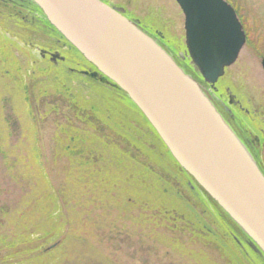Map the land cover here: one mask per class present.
Segmentation results:
<instances>
[{
    "label": "rangeland",
    "instance_id": "rangeland-1",
    "mask_svg": "<svg viewBox=\"0 0 264 264\" xmlns=\"http://www.w3.org/2000/svg\"><path fill=\"white\" fill-rule=\"evenodd\" d=\"M110 1L144 19L155 14L158 22H145L158 24L183 52L184 18L175 0ZM248 2L263 10L264 2ZM247 25L258 32L264 20ZM7 28L0 25V52L11 42L23 48L22 38ZM14 55L27 66L21 53ZM3 59L0 264H264L239 248L207 198L201 202L180 185L175 164L160 155L159 143L116 91L74 75L61 83L38 77L30 82L10 73L14 60ZM247 77L232 85L253 100ZM54 83L62 84L59 92ZM91 107L100 110L99 120ZM125 131L142 141V149L116 133ZM260 154L264 162V145Z\"/></svg>",
    "mask_w": 264,
    "mask_h": 264
},
{
    "label": "water",
    "instance_id": "water-1",
    "mask_svg": "<svg viewBox=\"0 0 264 264\" xmlns=\"http://www.w3.org/2000/svg\"><path fill=\"white\" fill-rule=\"evenodd\" d=\"M96 72L118 86L173 160L209 202L264 255V175L204 94L150 35L100 0H30ZM183 15L187 55L214 85L244 43L223 0H175ZM106 81V82H107Z\"/></svg>",
    "mask_w": 264,
    "mask_h": 264
},
{
    "label": "flooded vegetation",
    "instance_id": "flooded-vegetation-1",
    "mask_svg": "<svg viewBox=\"0 0 264 264\" xmlns=\"http://www.w3.org/2000/svg\"><path fill=\"white\" fill-rule=\"evenodd\" d=\"M101 1L106 3L108 6L117 9L123 16L128 18L135 25L140 26V29H142L145 33H148L158 44L162 45L166 49L176 63L180 66L182 65V61H185L187 56L185 58L183 54V57H179L178 54L176 55L173 53L174 48L171 46L170 41L166 39V36L162 35L161 32H154L150 25L147 26L143 24L142 21H140V19L132 11H130L127 5L110 0ZM224 1L234 11L236 18L241 23L244 34V44L235 63L230 66L231 69L233 67L234 69L231 74L228 75L227 73L229 71L227 68L223 76L220 77L214 85L205 83L196 71L194 72L195 69L193 65L190 64L191 62L187 59L188 71L191 72L192 70V75L198 78L204 94L210 100L224 122L234 132L244 147L250 152V155L264 174V162H262V156L260 154V150L264 145V129H259L258 127V125L263 123L261 114L264 113V111L262 112L258 110L260 105L264 106V29H258V32H251L247 25V22L252 19L264 20V3L262 11H254L250 7V3L248 2L249 0ZM257 1L264 2V0ZM12 5L17 10V16L19 17V19L16 18L17 22L21 19L23 21L28 20L32 24H37L38 21L34 19L36 18L46 23L42 13L32 4L30 0H0V25L13 24V31L11 32H23L15 25V23L12 22L15 20L14 16L12 19V16L10 17V15L4 11V8H9ZM15 26L17 28H15ZM51 29V32L56 33L53 28ZM42 31L45 32L44 30ZM185 48L186 45L184 40V51L186 50ZM246 76H248L247 83L252 85L251 92L253 100L249 99L251 97L249 93L241 92L232 85L236 84L239 78L244 79ZM254 106H256L257 109L254 110ZM253 116L257 117L260 124L253 125Z\"/></svg>",
    "mask_w": 264,
    "mask_h": 264
},
{
    "label": "bare ground",
    "instance_id": "bare-ground-1",
    "mask_svg": "<svg viewBox=\"0 0 264 264\" xmlns=\"http://www.w3.org/2000/svg\"><path fill=\"white\" fill-rule=\"evenodd\" d=\"M2 8H4V7H2ZM4 11H5V13L7 12L8 15H10V17L12 16V19L14 16L15 20L12 22L15 23V25L23 31V32H16V34H15L17 36V39L22 38L21 41L23 43V46H22L23 48L17 47L13 42H11V43H13V46L10 43L9 49L4 50L3 52H0V66L1 65L5 66L6 61L3 59L4 57L5 58L10 57L11 60H14L13 62H11L13 66L10 67V69H9L11 71L10 72L11 74L14 72H19L20 75L22 76V78H24V76L27 75V77H28L27 81L29 80L30 82L36 80L38 77V79H41V78H44L46 80L51 79L55 83H61L62 81H65V79L67 80L68 78L70 80H74V78L72 77V75H74V77L77 78L76 80L81 82V83L82 82L84 83V81H86L88 83L89 82H91V83L97 82L96 84L99 83L98 85H100L103 88L110 89L111 91L114 90L120 96H123V94L126 96V94L118 86H116L112 82L107 81V80H106L107 82L105 80H103V82H101L99 79L105 78L101 74L98 73V75L96 76L97 78H95V79L91 78L87 75H84L83 72H93L94 73V72H96V69L91 64L83 62L81 59H83V60H85V59L82 57V55L79 52H77V50H75L64 39V37H62L57 31H56V33L51 32L50 31V30H52L51 25L48 23V21L46 19H45L46 23L44 21H42L40 19H36V18H34V19L38 21L37 24H32L28 20L23 21L21 19H20V21H18L19 22L18 23L16 18L19 19V17L17 16L16 8L13 5L9 8H4ZM153 16H152V18L148 17V19L147 18L144 19V18H141L138 16L137 17L140 19V21H142L143 24L149 26L150 24L148 25L145 22V20L152 21L153 19H156L155 14H153ZM126 19H128V18H126ZM156 22H158L157 19H156ZM1 26L6 27V28L8 27L10 29V31H13V24H5V25H1ZM16 26H15V28H17ZM150 26L152 27V30L154 32L155 31L156 32H163L161 29H159L158 24H155V25L152 24ZM137 27L139 29L141 28L140 26H137ZM42 30H44L45 32H43ZM140 30L143 31L142 29H140ZM183 32H184V27H183ZM146 34L149 35L148 33H146ZM162 35L166 36V39L170 41L171 46L174 48L173 53H175L176 55L178 54L179 57H183V54H184L185 58L187 56L185 61H182V65L181 66L179 65V66L182 68L188 67V65H187L188 60L190 62H191V60L187 55V50H185V51L183 50V52H180V50H179L180 47L176 44L175 39L169 38L166 34H162ZM183 35L185 37V33H183ZM46 41H49L50 47L49 46L46 47L44 45V42H46ZM161 47L163 49H165L162 45H161ZM22 49H24V52L22 51ZM32 49H35L38 52L37 56L36 55L34 56L31 54ZM176 51H178L179 53H176ZM18 53H21L22 56L25 57L24 61H26L27 66L24 68H23V65L21 64L22 62L17 61V59H15L14 54H16L18 56ZM237 57H238V55H237ZM237 57H236V59H237ZM236 59H235V61H236ZM15 60H16V62H15ZM235 61H234V63H235ZM190 64H192V63H190ZM230 66L224 68V72L228 68V71H229L227 73L228 75L231 74L232 70L234 69V67L231 69ZM237 70H238V68H237ZM188 72L192 75V70H191V72L190 71H188ZM194 72H195V70H194ZM224 72H223V74H224ZM3 74L9 75L8 72H5ZM18 77H19V74H17L15 78L17 79ZM8 80L10 81L11 79L9 78V79H7V81ZM11 81L13 82V80H11ZM55 83H54V86H55L54 91L59 92L62 89V84L58 85ZM122 98H124V97H122ZM72 106H73V104H72ZM248 153L250 154L249 151H248ZM190 179H191V177H190ZM223 218L226 220L225 225H226V229L229 231L228 235L237 237V238L234 237V239H235V242L237 243V245L239 246V248L242 249V251H244V252L248 251V253L250 255H252L253 257H255L256 260L260 259L262 261V263H264V255L259 250H258V253L255 252L249 246L250 241H249L248 237L230 219H228L227 216L224 215Z\"/></svg>",
    "mask_w": 264,
    "mask_h": 264
},
{
    "label": "trees",
    "instance_id": "trees-1",
    "mask_svg": "<svg viewBox=\"0 0 264 264\" xmlns=\"http://www.w3.org/2000/svg\"><path fill=\"white\" fill-rule=\"evenodd\" d=\"M72 49V48H71ZM75 51V50H74ZM83 62H85V60L81 59ZM86 63V62H85ZM124 97V100H125V103L128 105V107H130L132 110L135 111V113L137 114V117L139 119V121H141L142 123V126H141V129L143 131H145L146 133L150 134L159 144H158V152H160V155L162 154H165L166 157L171 160L175 166L177 167V172H179V174L181 175L180 178H179V181H180V185H182V182H183V185L185 183V185L188 187V189L190 190V192L197 198L200 199V201L202 202L203 201H206L204 199V195L201 193V191L195 187L192 183V180L190 179V177L177 165V163L173 160V158L170 156L169 152L166 150L165 146L162 144V142L160 141V139L158 138V136L155 134V132L153 131V129L150 127V125L147 123V121L143 118V116L140 114V112L135 108V106L129 101V99L123 94ZM69 102H71L70 104L73 103V100L71 99ZM84 108H81L79 110V115L82 116V113H84ZM86 111V110H85ZM90 112H93L95 114V116L93 117H97L98 116V120H99V116H101V112L100 110L98 109V111L95 109V107H91L89 109ZM103 115V114H102ZM106 119L109 118V116H106L105 114L103 115ZM95 121L97 122V120L95 119ZM95 122V123H96ZM119 126V125H118ZM117 134H119V136L121 137H124V139L128 142V144L130 143V145L135 148L136 150H139V148L142 149V141H139L138 138L134 137L131 138L130 135H129V132L125 131V132H122V134H120V132H116ZM73 137V136H71ZM74 141V140H73ZM156 147V146H155ZM147 151V149H146ZM121 164V163H120ZM145 172H150V169L149 168H146V170H144ZM191 186L194 187V189L191 188ZM209 204H211L209 202ZM212 205V204H211ZM213 207V206H212ZM216 211V210H215ZM218 215V214H217ZM223 220V219H222ZM226 220L224 219L223 220V223L225 222ZM226 223V222H225ZM224 223V225H225ZM226 228V227H225ZM244 252V251H243ZM252 258L255 259V257H253L252 255H250Z\"/></svg>",
    "mask_w": 264,
    "mask_h": 264
}]
</instances>
